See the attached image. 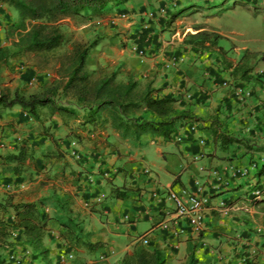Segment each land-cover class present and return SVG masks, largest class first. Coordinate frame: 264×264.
<instances>
[{
    "label": "crops",
    "instance_id": "0c3cea01",
    "mask_svg": "<svg viewBox=\"0 0 264 264\" xmlns=\"http://www.w3.org/2000/svg\"><path fill=\"white\" fill-rule=\"evenodd\" d=\"M158 6L166 7L167 15L148 20L145 12ZM179 6L178 0H129L89 19L81 29L86 41L98 42L87 55L89 70L102 68L116 71L119 80L131 75L150 83L173 98L177 110L188 113L177 124L181 142L152 134L136 142L122 139L110 125H83L81 110L75 119L46 112L36 120L19 106L0 109V158L16 154L21 146L28 150L19 174L0 159L1 187H9L6 196L14 204H42L48 216L43 242L53 263L65 251L84 253L86 264H105L102 256L110 264L121 263L146 238V248L161 250L165 264H186L192 255L197 264H264V197L253 202L250 193L264 177V172L255 176L252 171L264 157V69L255 74L254 59H249L246 80L230 75L244 52L264 55V50L235 43L228 50L219 41L216 48L194 50L184 39L198 31L231 38L212 21L192 25L170 12ZM5 8L12 9L0 4L1 19ZM140 49L145 60L137 54ZM172 61L176 67L167 68ZM228 80L251 89L253 99L238 105L230 90L221 87ZM185 91L192 95L190 101L183 99ZM191 121L198 126L195 133L188 132ZM212 129L227 130L234 141L222 145ZM241 168L248 175L234 176L232 171ZM171 192L186 204L193 196L207 200L199 232L178 218ZM3 217L11 220L13 211L7 208ZM142 225L146 228L140 233ZM83 237L101 247H78ZM23 239L17 230L8 241L21 244Z\"/></svg>",
    "mask_w": 264,
    "mask_h": 264
},
{
    "label": "trees",
    "instance_id": "16d2710c",
    "mask_svg": "<svg viewBox=\"0 0 264 264\" xmlns=\"http://www.w3.org/2000/svg\"><path fill=\"white\" fill-rule=\"evenodd\" d=\"M128 1L0 0V4L15 10L18 18L9 27V33L16 37L13 43L16 51L10 52L0 48V63L7 62L9 58L32 54L41 58L45 67H50L58 77L52 82V86L37 93H25L19 89L11 91L0 87V109L6 110L19 106L36 120L40 119L43 111L51 116L57 114L68 119H75L77 110H81L83 125L101 127L110 125L120 138L135 142L146 134L164 139H171L178 135L177 124L180 120L187 118L188 113L177 110L175 100L169 96H162L161 89L153 88L150 83L142 86L139 80L131 75L126 81H119L116 71H107L102 68L88 69L87 55L97 45L96 39L88 42L75 40L71 42L69 51L56 54L57 50L70 41L62 30V21L75 18H83L87 21L91 18H99L108 8L123 5ZM233 6L236 5L233 4ZM222 38L215 32L202 30L187 35L184 44L197 51H207L216 48L218 41ZM218 52L222 56L225 55L222 48H218ZM256 56L257 54L244 52L230 75L246 80L251 70L248 61ZM229 67H232L230 63H228ZM236 85L243 89L247 88L243 84ZM251 94L254 97L253 91ZM55 96L60 97L61 100L56 99ZM212 135L214 140L220 141L222 145H230L234 141L225 129L221 131L212 129ZM27 158L28 150L21 146L16 154L0 159L2 165H6L8 170L19 174ZM260 172H264V166ZM255 185L252 191L259 190L263 194L264 187L262 189L260 184L257 188L258 184ZM261 201L253 200V202ZM41 205L14 204L10 196L0 199V251L4 252L12 246L8 239L12 231L18 230L24 237L20 245L31 250L30 257L34 261L55 264L50 258V250L43 242L48 216L42 211ZM7 208L13 211L11 220H5L3 217ZM77 246L88 251L101 247L87 242L84 237ZM9 254L15 253L9 252ZM165 262L166 257L161 250L155 246L148 249L140 245L134 247L123 258L121 264H165ZM0 264H9L1 252ZM186 264H197V260L192 255Z\"/></svg>",
    "mask_w": 264,
    "mask_h": 264
},
{
    "label": "rangeland",
    "instance_id": "374dc122",
    "mask_svg": "<svg viewBox=\"0 0 264 264\" xmlns=\"http://www.w3.org/2000/svg\"><path fill=\"white\" fill-rule=\"evenodd\" d=\"M178 1L180 2L179 7H170V12L172 14H176L186 22H190L189 24L192 25L194 23L203 24L204 22L212 21L215 25L219 26L220 30L229 36V39H233L228 41V38L223 37L219 40V43L221 45H225L228 50L233 43L240 47L246 46L254 50H264V0ZM233 4L236 6L234 7ZM3 11L5 13V17L2 19L0 18V48L14 52L16 51V48L13 46V43L16 41V37L9 33V27L10 24L14 23V21H17V12L13 9L8 11L6 8ZM87 21L83 20V18L66 19L62 21V30L70 41L68 44L57 50L56 54H62L65 51H69L71 49V42L75 40L88 42L82 35L83 30L81 29L84 24L88 23ZM178 26L182 27L184 24ZM119 38L120 44L118 46V50H121L123 49L124 43L121 42V37ZM261 56H263V58ZM253 59V67L255 66L254 71L256 72L255 74H262L264 69V55L258 53ZM108 64L109 63H107V65ZM56 78L58 77L55 75L53 70L50 67L46 68L43 60L32 54L16 58H9L7 62L0 63V87L8 88L11 91L19 89L25 93H37L45 90L49 86H52V82L56 80ZM227 82L229 86H232L229 80ZM140 85L144 86L145 84L140 82ZM221 87L223 86L221 85ZM223 88L229 89L228 87ZM229 90L231 92V89ZM263 90L264 88L261 90V94L263 93ZM55 98L61 100L60 97L55 96ZM236 103L240 105L237 101ZM46 114L47 113L45 111L42 115V118L46 117ZM254 161L257 162V160ZM263 164L264 157L260 159L257 170H255L253 167L252 171H254L255 176H257L258 171L263 168ZM260 184L263 189L264 177ZM8 190L9 187H1L0 184V199L6 196V192H8ZM250 193H252V188L250 189ZM140 228V233H143L146 226L142 225ZM0 252L5 256V258H7L9 252L22 255V253H24V249L20 243H13L12 246L7 249V254L4 253L5 251ZM64 253H66V251L62 252V254ZM37 263L38 262H35L30 256L23 259V264ZM55 264H86V259L84 257V253H77L74 254L73 261L66 263L56 262Z\"/></svg>",
    "mask_w": 264,
    "mask_h": 264
},
{
    "label": "built area",
    "instance_id": "2783aa9c",
    "mask_svg": "<svg viewBox=\"0 0 264 264\" xmlns=\"http://www.w3.org/2000/svg\"><path fill=\"white\" fill-rule=\"evenodd\" d=\"M167 14V8L163 7V6H158L156 10H151L148 9L145 12V17L148 20H152L154 19L156 16L159 17H165ZM138 56L145 60L147 58V54L144 50L140 49V50H136ZM177 61H172L170 64H167V68H174L176 67ZM223 87H228L231 89V94L232 96H234L235 100L240 104H244L247 101L252 100V94H251V90L248 88H241L240 86L237 85H232L229 86L228 82H223L222 83ZM263 95H264V90H263ZM183 97L185 100L190 101L192 99V95L190 93L184 92L183 93ZM198 131L197 125L194 122H190L189 126H188V132L190 133H195ZM182 139V134H178L175 137V141L180 142ZM204 141L202 139L199 140V144H203ZM72 145H75V142L72 143ZM3 147V144L0 143V150ZM72 155L75 158H79V155L76 153H72ZM254 167V165H253ZM232 169V168H231ZM233 175L235 176H239V177H246L248 175V170H246V168H241V169H237V170H233ZM235 173V174H234ZM212 175L216 178L217 181H221V177L218 174V172L213 171ZM264 194V193H263ZM261 191L259 190H253L251 195L253 196V200H260L262 198ZM169 199L171 200L176 214L178 216V218L185 220L195 231L199 232L203 226H204V206L207 202V200L203 197L200 196H193L191 198H189V204H186L183 200L180 194L176 193V192H171L169 194ZM183 232V231H182ZM141 244L146 246L148 245V240L146 238H142L140 240ZM28 252H24L22 253V255H18V254H9L7 255V262L9 264H23V259L28 255ZM74 259V254L67 252L64 254H61L59 256V261L60 263H66V262H71ZM101 261H104L105 264H110L108 262H106L105 257H101L100 258ZM113 264H121V263H113Z\"/></svg>",
    "mask_w": 264,
    "mask_h": 264
},
{
    "label": "clouds",
    "instance_id": "9594fccd",
    "mask_svg": "<svg viewBox=\"0 0 264 264\" xmlns=\"http://www.w3.org/2000/svg\"><path fill=\"white\" fill-rule=\"evenodd\" d=\"M166 8V7H165ZM167 15V14H166ZM224 82H227V81H224ZM222 85V84H221ZM231 85H236V84H234V83H232L231 82ZM230 89V88H229ZM251 90V89H250ZM252 91V90H251ZM185 92H187V91H185ZM188 93V92H187ZM232 95V94H231ZM234 97V96H233ZM183 99H184V97H183ZM253 99V98H252ZM185 100V99H184ZM187 101V100H186ZM245 104V103H244ZM243 105V104H242ZM190 123V122H189ZM191 123H192V121H191ZM195 123V122H194ZM196 124V123H195ZM197 128H198V126H197ZM177 135H175V136H173L174 138L176 137ZM172 137V138H173ZM200 139H202V138H200ZM203 140V139H202ZM204 141V140H203ZM177 142V141H176ZM181 142V141H180ZM140 244H141V242H140ZM142 245V244H141ZM147 246V245H146ZM24 252H28L29 254L26 256V257H29L30 256V251L27 249V250H24ZM67 253V252H66ZM25 257V258H26ZM74 260V259H73ZM58 262V261H57Z\"/></svg>",
    "mask_w": 264,
    "mask_h": 264
}]
</instances>
